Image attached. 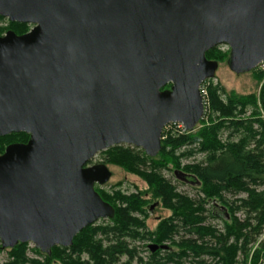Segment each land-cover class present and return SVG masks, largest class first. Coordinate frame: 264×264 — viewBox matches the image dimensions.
Returning <instances> with one entry per match:
<instances>
[{"label": "water", "instance_id": "water-1", "mask_svg": "<svg viewBox=\"0 0 264 264\" xmlns=\"http://www.w3.org/2000/svg\"><path fill=\"white\" fill-rule=\"evenodd\" d=\"M0 15L32 25L0 35V135L29 134L0 153L3 247L50 254L113 217L95 188L112 171L90 161L117 144L156 156L167 124L194 130L211 48L227 44L236 73L264 61V0H0Z\"/></svg>", "mask_w": 264, "mask_h": 264}, {"label": "trees", "instance_id": "trees-1", "mask_svg": "<svg viewBox=\"0 0 264 264\" xmlns=\"http://www.w3.org/2000/svg\"><path fill=\"white\" fill-rule=\"evenodd\" d=\"M9 24L20 34L29 29L27 23L10 21ZM5 30L7 27H0V35ZM216 47L207 52V57H218ZM257 74L261 80L258 97L226 95L220 84L210 82L206 112L216 114V120L191 131L167 124L162 131V149L156 156L129 144L104 150L105 162L119 164L143 176L152 197L172 210L173 214L162 219L156 230H149L144 216H140L144 215L147 203L142 192L123 194L117 190L112 195H102L106 201L109 197L115 202L114 216L85 227L76 234L71 246H54L50 254L36 247L45 254V260L40 261L27 256L28 243L3 247L0 242V249H9L11 257L0 264H50L55 259L62 264H181L184 260H190L191 264H259L264 254V241H259L264 228V190L257 188L264 184V72ZM250 106L253 110L247 116ZM223 129H231L225 141L220 137ZM28 139L26 132L0 135V153L8 144ZM196 151L205 153V158L183 164L182 159ZM165 169L172 170L177 179L184 175L188 181H195L204 196L196 200L177 191L162 172ZM182 181L186 180L182 178ZM227 192L236 198L228 200ZM210 199L222 203L226 212L223 228L206 223V203ZM241 210L246 214L243 218L236 215ZM181 231L184 233L177 239ZM130 238L149 239L153 241L150 244L156 243L159 248L150 249L148 259L143 260ZM123 256L127 259L122 260ZM136 258L138 262L134 263Z\"/></svg>", "mask_w": 264, "mask_h": 264}, {"label": "rangeland", "instance_id": "rangeland-1", "mask_svg": "<svg viewBox=\"0 0 264 264\" xmlns=\"http://www.w3.org/2000/svg\"><path fill=\"white\" fill-rule=\"evenodd\" d=\"M8 18H4L0 20V27H7V30L14 28L9 24ZM28 28H31V25L28 24ZM28 29V30H29ZM7 30H5L1 35H3ZM16 32V30H14ZM18 33V32H17ZM20 34V33H18ZM217 56H209L210 59H215L218 61L219 66L216 72V77L212 78L211 83L213 84H220L224 90L226 95H238V96H249L250 94H253L255 96H259L260 88H261V80L257 74V71H248L244 73H236L232 71L227 63L228 57L230 54V47L227 44H221L216 47ZM226 95H223L224 98H226ZM253 107H248L246 115H250L252 112ZM262 116L264 117V113H262ZM216 120V114H210L209 112L204 114L203 119L199 122V124L195 127V129H199L201 126L211 123L212 121ZM230 130L223 129L220 132V137L225 141L228 138V135L230 133ZM238 136L235 137L238 138ZM13 143V142H12ZM106 153L104 150L99 151L93 159L90 161L91 164L93 163H99L104 162L108 165L109 169L112 171V176L110 180L105 183L104 185H97L96 190L101 194V196L108 194H113L115 191L120 190L123 194H132V193H138L142 192L143 197L146 199V211L144 212V215H140L141 217L144 216L146 220V224L149 230H156L158 227L159 222L169 217L173 214L172 210L169 208H166L160 201V199L153 198L149 189L148 182L138 173L132 172L130 170H127L124 166H121L119 164L115 163H108L105 162ZM205 158V153L201 151H196L194 155L183 158L182 162L183 164L189 163L193 160H201ZM164 175L169 178L173 184H175L177 191L189 195L190 197L195 198L198 200L201 198V196H204V193L202 192L201 186L197 184L195 181H182L180 179H177L174 172L172 170H162ZM257 188L260 190H264V184L257 185ZM245 193H241V196H245ZM225 196L228 200H233L236 198L235 195H232L231 193L227 192L225 193ZM103 197V196H102ZM107 201L110 202L112 205H116L115 202L112 201L111 198L106 197ZM222 203L219 199H210L206 203L207 211V220L206 223L214 224L218 228H223V219L226 212L224 211L223 207L221 206ZM215 214V216H213ZM236 215L240 218H243L246 214L241 210L236 213ZM105 218L99 219L97 223H101L104 221ZM183 231H181L176 238L178 239L180 235H183ZM131 241V245H136L139 250V256L143 258V260H147L151 250L149 248L150 243L153 241L149 239L144 240H133L129 239ZM107 242V241H105ZM1 245V244H0ZM171 248H175L174 245H171ZM251 246V244H250ZM254 246V244H252ZM254 248V247H253ZM36 246L34 243L29 242L27 245V256L31 259H38L40 261L45 260V254L39 252L36 250ZM9 249H0V263H4L8 261L11 257L9 256ZM84 258H87V255H83ZM242 256L240 255V258ZM127 257L123 256L122 260H126ZM264 259V254L261 258H259L258 263ZM137 258L134 260V263H137ZM30 264V263H27ZM50 264H62L58 259L53 260ZM172 264H179V263H172ZM181 264H191L190 260H184ZM252 264V263H249ZM257 264V263H256Z\"/></svg>", "mask_w": 264, "mask_h": 264}, {"label": "built area", "instance_id": "built-area-1", "mask_svg": "<svg viewBox=\"0 0 264 264\" xmlns=\"http://www.w3.org/2000/svg\"><path fill=\"white\" fill-rule=\"evenodd\" d=\"M255 70H257L258 72H264V61H261L260 63H258V65L256 66ZM212 78L206 79L204 80L201 84H200V91L203 97V101L206 107V111L208 109V88H209V84L211 82ZM169 124H175L177 125L179 128H183L184 130L185 127L181 124V123H177V122H173V123H169ZM163 137V136H162ZM259 241H264V228L262 230V233L259 236ZM259 264H264V259H262Z\"/></svg>", "mask_w": 264, "mask_h": 264}, {"label": "flooded vegetation", "instance_id": "flooded-vegetation-1", "mask_svg": "<svg viewBox=\"0 0 264 264\" xmlns=\"http://www.w3.org/2000/svg\"><path fill=\"white\" fill-rule=\"evenodd\" d=\"M32 26V25H31ZM90 164H91V162H90ZM93 164H96V163H93ZM179 177L181 178V180H182V178L184 179V180H186V181H188L189 179H185V177L186 176H184V175H179ZM97 185H101V184H99V183H97L95 186H97ZM102 185H104V184H102ZM96 188V187H95ZM107 219V218H106Z\"/></svg>", "mask_w": 264, "mask_h": 264}]
</instances>
